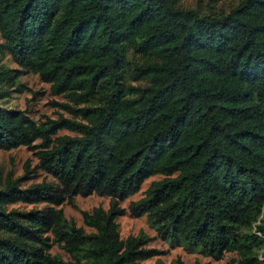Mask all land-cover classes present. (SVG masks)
Segmentation results:
<instances>
[{
    "label": "trees",
    "instance_id": "obj_1",
    "mask_svg": "<svg viewBox=\"0 0 264 264\" xmlns=\"http://www.w3.org/2000/svg\"><path fill=\"white\" fill-rule=\"evenodd\" d=\"M0 36V52L20 68L0 66V83L37 73L80 118L44 124L0 106V148H39L41 167L63 186L0 183V264H138L152 250L143 236L120 237L115 204L81 212L90 232L61 227L60 208L8 205L93 193L124 199L155 174L164 177L129 205L134 214L214 259L236 251L239 264H261L264 0H241L224 15L175 0H0ZM130 48L147 55L130 72L144 86L123 81ZM58 129L75 134L52 137ZM53 242L70 260L48 252Z\"/></svg>",
    "mask_w": 264,
    "mask_h": 264
},
{
    "label": "rangeland",
    "instance_id": "obj_2",
    "mask_svg": "<svg viewBox=\"0 0 264 264\" xmlns=\"http://www.w3.org/2000/svg\"><path fill=\"white\" fill-rule=\"evenodd\" d=\"M176 5L182 8L194 9L200 15H224L235 7L241 0H175ZM2 38L0 36V42ZM147 60V55L136 52L132 48L127 50L123 81L126 85L144 86L147 81L145 78L134 80L130 72L135 66H139ZM0 66L4 68L20 69L13 61L11 55L0 52ZM0 91H5L7 95L0 99V106L24 110L32 119L38 123L47 124L50 121L58 120L60 117L75 118L65 108L60 106L62 103H69L63 95H52L50 84L41 80L37 73L26 71L20 74L12 82L0 83ZM80 120L79 117L75 118ZM75 133L58 129L55 136L74 135ZM39 140L35 142L38 144ZM39 148L30 149L26 146H19L14 149L6 150L0 148V183L4 185L6 178L16 180L20 187L27 188L32 185L47 183L57 192L63 190L60 181L45 171L41 167L36 152ZM27 163V172L25 164ZM164 176L155 174L147 177L138 192L124 198L114 200L106 194L93 193L88 196L75 195L73 202L65 201L60 205H51L44 201L28 203L18 201L8 205V208L20 211H30L33 209L51 212V209H62L65 221L61 227L68 229L71 225L83 227L86 232L92 231L83 223L82 211L93 212L95 210L107 211L113 204L119 209L116 222L119 225L120 237L126 239L129 236H143L146 243L143 246L150 252V256L138 261V264H228L233 261L239 264L243 257L236 251L225 252L220 259L209 256L202 247H190L183 241L174 242L171 237L161 235L158 231V224L154 222L146 213L141 215L134 214L129 205L141 200L146 195V190L153 181L161 180ZM241 232H246L241 229ZM47 235L52 240L54 235L51 231ZM260 235V234H258ZM173 241V242H172ZM48 252L58 256L64 261L70 260L69 255L61 248L57 242H53ZM255 254L264 264V246L254 248ZM179 263V264H180Z\"/></svg>",
    "mask_w": 264,
    "mask_h": 264
}]
</instances>
